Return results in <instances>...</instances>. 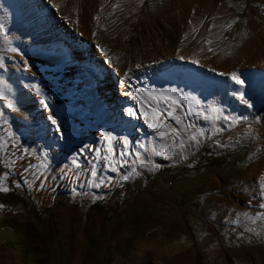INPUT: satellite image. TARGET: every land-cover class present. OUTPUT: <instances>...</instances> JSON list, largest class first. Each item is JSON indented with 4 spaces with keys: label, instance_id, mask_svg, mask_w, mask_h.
Segmentation results:
<instances>
[{
    "label": "rangeland",
    "instance_id": "obj_1",
    "mask_svg": "<svg viewBox=\"0 0 264 264\" xmlns=\"http://www.w3.org/2000/svg\"><path fill=\"white\" fill-rule=\"evenodd\" d=\"M140 1L147 12L153 13L159 5L169 4L172 0ZM223 11L227 17L223 30L230 40L221 59L208 69L201 66L202 63H193L194 73H212L214 78L208 74L205 82L214 86L205 88L201 82L200 92L197 87L192 89L189 96H185L184 111L193 109L185 119L195 126L223 128L224 131L212 134L198 148L189 149L185 153L187 158L156 154L171 142H162L160 138L151 142L144 138L140 140L138 132L132 138L127 137L126 151L132 155L119 157V151L124 149L122 144H115L116 158L127 160L128 164H115L113 167L118 171L104 162L99 167L96 150L106 155L103 151L106 145L99 149V138L94 132L85 130L79 134L81 143L73 152H64L63 156L53 141L37 139L35 121L21 115L27 111V104L19 91L11 93V108L0 98V112L4 115L0 116V138L7 142V152H0V180L9 189L0 191V244L14 248L20 264H187L188 258V264H217L223 250L227 252L225 264H244L242 256L252 258L255 264H264V222L252 223L243 219L242 214L246 211L238 208H229L231 212L226 217L225 204L216 205L218 198L228 200L230 197L244 208L252 200L256 213L264 211L259 208L264 201L261 198L264 180L251 184L255 177L264 174V101L259 105L241 104L240 101L239 110L231 111L224 101L219 103L222 96H229L226 82L224 87H219L215 80L217 76L231 80L229 73L236 70L235 67L245 68L242 65L250 58L249 52L261 48L257 42L264 44V0H225ZM252 29L260 34L253 35ZM4 34L5 30L0 29V37ZM49 36L53 44L56 39L51 33ZM61 44H54V47L63 54L60 63H67V66L61 65L63 71L65 68L72 70L75 77L77 74L75 81L67 79V83L82 87L77 89L82 100L78 118L86 117L90 123L97 113L106 111L112 99H116L110 85L118 91L119 83L114 81L106 86L109 81L106 82L104 77L108 71L104 72L99 64L90 60L76 58L72 47ZM41 45L47 46L38 42L37 46ZM142 66L124 74L125 78H134L132 85H140L137 89L145 88L147 84L139 70ZM219 72L225 73L224 76ZM247 72L249 77H259L257 73L264 74V68L254 67ZM35 74L39 75L36 70ZM10 78L12 76L7 80ZM6 92H0V97ZM175 93L176 96L179 91ZM206 93L208 96L214 94L211 100L206 99ZM195 100L200 103L196 104ZM5 121L9 125L8 137ZM170 122L179 127L174 121ZM46 124L50 125L49 122ZM148 128L145 122L142 123L144 135L157 131L150 128L149 132ZM120 130V138H124L126 131ZM43 149L46 150L41 153ZM137 152L140 157L135 155ZM41 154L44 156L38 157ZM74 158L81 168H86L87 175L77 170L75 177L67 171H63V176L58 170L61 165L71 167ZM140 160L157 167L155 170L141 168ZM8 161L14 162L11 167L5 166ZM53 164L57 173L49 168ZM44 166L46 175L38 174ZM93 169L97 172L95 178L91 176ZM133 169L141 174L124 180L122 177ZM108 178L113 181L109 182ZM96 179H104L105 184L99 188L90 186ZM249 228L254 231H248Z\"/></svg>",
    "mask_w": 264,
    "mask_h": 264
},
{
    "label": "bare ground",
    "instance_id": "obj_2",
    "mask_svg": "<svg viewBox=\"0 0 264 264\" xmlns=\"http://www.w3.org/2000/svg\"><path fill=\"white\" fill-rule=\"evenodd\" d=\"M224 2L225 0H172L169 4L159 5L157 10L151 13L146 11L140 0H0V29L6 32L0 37V92L7 91L4 95L1 93L2 100L7 106L11 103V93L19 91L27 104V111L22 112L21 115L28 117L29 121H35L37 139L41 142L53 141L56 150L63 156L64 152L66 154L73 152L76 145L81 143L79 134L83 130L95 133L94 135L100 140L99 149L102 145H106L101 138V133H110L120 138L122 134L120 128L126 131L124 138L127 140L139 132L140 140L145 139L151 142L154 141L153 139L160 138L162 142L170 143L167 137H160L157 131L144 135L142 123L145 119L128 114L127 110L133 109L137 110V115H139L137 100L126 93L134 92L140 85H132L134 78L132 76L125 78L124 74L143 65L139 70L147 79L145 89H170L175 92L178 90L179 94L176 96L182 99H186L185 96H189V92L196 87L200 92L201 82H204L205 88H209L213 83L208 84L205 81L210 73L204 71L201 72L205 75L194 73L193 63L197 61L208 69L221 59L225 45L230 40V36L223 30L227 19L223 11ZM117 4L119 7H114ZM148 19L151 21L148 22ZM130 24L132 25L129 27ZM255 30H251L253 35L260 34H256ZM49 33L54 36L52 38L56 39L53 44ZM38 42L47 46H37ZM59 42L62 43V47L66 44L72 47L76 52V58L79 57L83 61L90 60L95 65L99 64L104 72L108 71L105 73L107 79L106 76L104 77L106 82L109 81L106 86L110 83L114 84V81L119 83L118 91L114 89V85H110V89L115 92L116 99H112L106 111L101 114L97 113L90 123L86 117L78 118L79 104L82 100L77 89L80 90L82 87H76L75 83L72 85L67 83V79L75 81L77 74L75 77L72 70L68 71L64 68L65 72L63 71L62 66H67V63L66 61L60 63L63 54L59 52V48L54 47V44ZM258 44L261 48L253 49L252 52L247 51L250 54L249 67L246 65L248 60H244L245 64L243 63L242 66L245 68L235 67L236 70L229 73H237L245 82L243 86L236 84L228 77L217 76L215 78L219 87H224V82H226L229 96L227 98L222 96L219 103L224 101V105H229L231 111H238L241 102V104L246 101L247 104L259 105L258 103L264 101V74L257 73L259 77H249L247 72L254 67L264 68V44L257 42ZM12 48L17 51H11ZM209 48L213 51H209ZM255 51L254 55L251 54ZM105 52L107 55L104 54ZM109 58H111V63L108 62ZM1 69L5 71L2 72ZM35 70L39 75L35 74ZM210 75L214 78L212 73ZM9 76L12 78L7 80ZM241 93L244 95V100L240 99ZM213 95L208 96L206 93L205 97L211 100L210 97ZM41 101L47 103V108ZM182 111L184 110L177 109L178 113ZM35 112L38 114L37 120H35ZM49 116L56 120L55 125ZM147 118L152 121L151 114ZM42 120L49 122L50 125ZM168 122L171 124L170 120ZM146 126L148 127V124ZM8 127L6 122V137L10 135ZM47 129L50 132H47ZM148 130L151 132L150 128ZM132 131L136 132L132 134ZM44 150L46 149H43L41 153H44ZM39 151L37 149V152ZM68 155L72 156L71 153ZM43 156L41 154L38 157ZM96 160L99 161V167L101 162L109 166V161L100 158ZM91 163L93 164L94 160ZM18 164L21 163L18 162ZM54 166L53 164L49 168L57 173ZM94 166L96 169L95 164ZM42 169V173L38 174H45V166ZM85 169L77 168L72 163L71 167L61 165L58 170H61L63 176L65 175L63 171H67L75 177L78 174L77 170L87 175ZM88 170L87 168V172ZM263 180L262 172L251 181V184L254 181ZM221 204H225L227 208H225L226 217L230 215L229 208L245 210L250 215L256 214L252 200L248 201L246 208L230 197L228 200L218 198L216 205ZM194 256L196 258L195 253ZM221 256V261L217 264L226 263L227 252L225 250L222 251ZM189 259L188 262H190ZM241 259L244 264H255L252 258L247 259L242 256Z\"/></svg>",
    "mask_w": 264,
    "mask_h": 264
},
{
    "label": "snow or ice",
    "instance_id": "obj_3",
    "mask_svg": "<svg viewBox=\"0 0 264 264\" xmlns=\"http://www.w3.org/2000/svg\"><path fill=\"white\" fill-rule=\"evenodd\" d=\"M114 7H119V5H114ZM99 19V17H97ZM230 28L231 25H228ZM211 43V41H208ZM11 51L16 52L17 49L12 48ZM209 51H213V49L209 48ZM107 55V53H104ZM109 63H111V58H109ZM221 75H224L221 73ZM230 78L236 84L243 86L244 80L240 78L237 73H231ZM131 87V85H129ZM175 90H156V89H145L139 88L136 89L135 92H128L126 95L131 96L133 99L137 100L139 105V115H137V110L128 109V114L132 116H137V118L143 117L145 119V123L148 124V127L157 130L158 135L162 138L167 137L171 143L166 145L164 150L157 152L156 154L162 155L165 157H171L175 155H180L183 158H187L185 153L193 148H198L205 140L210 139L212 134L224 131L223 128H212L206 129L205 127H197L192 122L186 121L185 117L189 113H193V109L188 108L186 111H182V113H178L177 109L184 110V105L187 102L186 99H182L173 95ZM2 98V97H0ZM240 99L244 100V95L241 93ZM246 102V101H245ZM45 108H47V103L41 101ZM196 104H199V100H195ZM163 105L164 107H161ZM8 107L11 108L12 104L9 103ZM147 109V111H145ZM151 114L152 121H149L147 118L148 115ZM195 115H200L201 113H194ZM3 113L0 112V116ZM49 119L55 125L56 120L49 116ZM207 119V117H205ZM224 119H228V117H224ZM174 121V124L179 127H174L168 121ZM58 128V126H57ZM101 138L104 142H106V147L103 150L106 152V155H101V150L97 151V157L106 161H109V166L112 167L114 171H118L115 167V164L126 165L129 163L127 160H121L116 158V147L115 144H122L123 149L119 151V157H124L126 155L130 156L132 153L127 152L126 149L129 146V141L126 138H117L112 136L110 133H101ZM6 141H2L0 138V152H7ZM143 148V145H140ZM137 157H140V153L137 152L135 154ZM12 161L6 162V167L12 166ZM72 163L77 167H81L78 163L77 159H73ZM140 167H149L150 170H155L156 165H148L144 163L143 160H140ZM141 173L133 169L129 174H125L122 178L124 180H128L132 177L138 176ZM91 176L96 177L97 172L95 169L91 171ZM7 178V173L4 175V179ZM108 181H111V178H108ZM105 184L104 179H100L99 181L93 180L90 182V186L99 188L101 185ZM264 187V186H262ZM0 191L7 192L9 189L4 186L3 180H0ZM261 198L264 200V192L261 193ZM260 209H264V202L259 204ZM243 219L251 221L252 223H256L257 221L264 222V211H259L255 215H250L248 213L242 214ZM239 223V220L236 221ZM248 231H254V229L249 228Z\"/></svg>",
    "mask_w": 264,
    "mask_h": 264
},
{
    "label": "crops",
    "instance_id": "obj_4",
    "mask_svg": "<svg viewBox=\"0 0 264 264\" xmlns=\"http://www.w3.org/2000/svg\"><path fill=\"white\" fill-rule=\"evenodd\" d=\"M14 248L0 244V264H20Z\"/></svg>",
    "mask_w": 264,
    "mask_h": 264
},
{
    "label": "trees",
    "instance_id": "obj_5",
    "mask_svg": "<svg viewBox=\"0 0 264 264\" xmlns=\"http://www.w3.org/2000/svg\"><path fill=\"white\" fill-rule=\"evenodd\" d=\"M4 224H6V223H4ZM7 225H9V224H7Z\"/></svg>",
    "mask_w": 264,
    "mask_h": 264
}]
</instances>
